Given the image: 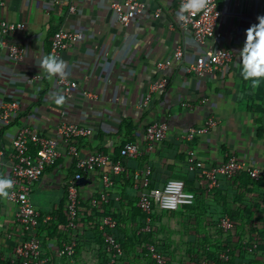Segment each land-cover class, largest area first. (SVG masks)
Segmentation results:
<instances>
[{
  "label": "crops",
  "instance_id": "1",
  "mask_svg": "<svg viewBox=\"0 0 264 264\" xmlns=\"http://www.w3.org/2000/svg\"><path fill=\"white\" fill-rule=\"evenodd\" d=\"M122 1L0 0V22L26 26L24 32L8 35L2 40L5 44L0 43V103L17 101L22 107L19 118L4 130L2 143L11 150L21 127L53 136L63 123H76L92 130L77 142L81 156L104 153L118 159L125 142L144 146L146 127L167 122L171 127L167 140L140 159L124 160L125 172L112 175L115 184L107 202H101V197L106 191L103 176L110 170L91 173L84 178L86 185L77 184L85 206L80 228L71 237L79 244L75 264H107L103 240L93 228L105 215L117 217L121 226L113 234L121 244H129L127 237L139 233L145 219L137 208V175L149 168L152 188L162 190L168 180L182 179L197 195L193 206L174 213L158 210L152 216L153 228L168 245L171 264H185L207 240L212 242L199 229L214 228V220L222 213L240 228H264V182L255 183L246 174L232 181L222 178L220 188L205 193L200 184H206L204 178L188 166L191 151L210 166L238 158L249 167H264V81L257 87L245 81L239 56L246 30L264 16V0H219L222 18L218 28L223 36L219 44L232 52L233 59L205 77L187 72L204 49L180 27L178 0H143L148 11L130 27L119 23L111 6ZM71 5L76 7L75 14L70 13ZM59 29L82 36L58 58L66 65L63 76L49 75L39 67L45 56L52 55V38ZM7 45L25 48L21 62L12 59ZM179 47L183 60L160 68ZM62 78L77 88L67 93L58 84ZM163 79L167 87L152 93L145 106L149 89ZM57 96L64 97L62 104L55 102ZM210 120L214 125L205 135L191 142L183 139L187 130L203 127ZM4 174L0 177L5 178ZM75 174L74 161L64 153L56 165L46 169L40 182L30 186L35 206L43 213H57L55 223L66 214V183ZM35 195L43 200H35ZM46 197H51L47 204ZM92 200L100 201L98 209L92 208ZM15 213L16 207L0 196V264L8 263L20 243ZM172 218L178 222H171ZM47 233L44 230L42 237ZM58 238L44 246L47 253L53 252ZM129 245L125 264H153L139 245L135 253Z\"/></svg>",
  "mask_w": 264,
  "mask_h": 264
},
{
  "label": "built area",
  "instance_id": "2",
  "mask_svg": "<svg viewBox=\"0 0 264 264\" xmlns=\"http://www.w3.org/2000/svg\"><path fill=\"white\" fill-rule=\"evenodd\" d=\"M179 7L185 0H178ZM207 7L196 14H185L186 19L179 20V25L185 31H189L200 47H203V54L198 57L187 72L196 74L198 77H205L208 74L220 71L228 65L232 59L231 51L221 46L222 33L218 28L222 18V11L219 9V0H206ZM112 9L117 20L123 27H130L133 22L143 14L147 13L148 5L143 0H124L114 2ZM70 13H76V7L70 6ZM24 24H16L6 21L0 22V43L2 40L17 32H24ZM82 36L79 33L59 29L52 38L51 53L56 58L72 45L77 44ZM9 54L17 62L24 58L25 48L18 45H7ZM184 57L182 48H178L173 57L159 64L160 68H170L175 62H181ZM58 84L70 93L77 88V84L65 78L58 81ZM167 87V80L163 79L154 83L148 92L145 106L151 99L154 92L162 91ZM22 107L17 101L0 103V174L5 173V178L11 179L12 188L8 189L5 199L16 207L15 221L20 228V243L15 247L13 256L7 264H75L78 250V241L71 235L78 231L82 216L81 194L78 182L85 176L99 170H110L103 176L104 189L101 202H107L109 190L115 184L113 176L125 172L124 160H137L147 153L153 152L156 147L167 140L171 127L167 122H155L145 129V144L141 146L136 142L127 141L120 151V157L115 159L110 154L96 153L88 156H81L77 142L92 134V130L84 125L76 123H63L53 136H47L35 132L30 127L18 129L12 140L11 150L7 151L3 146V132L11 126L21 115ZM214 125L210 120L203 127H192L183 134V139L193 141L196 137L205 135ZM64 153L75 163V176L66 183V219L67 237L56 239L55 248L52 253H47L43 246L40 229L57 221V213H43L34 204L31 198L30 186L38 183L43 178L46 169L58 163ZM188 166L190 171L199 172L206 182L209 192L220 187V178L236 179L242 174H248L254 182H264V167H249L244 161L238 158H229L220 165L210 166L199 160L191 151L188 153ZM5 169H7L5 171ZM152 170L147 168L139 172L135 188L137 190V208L145 216L147 226L141 231L151 232L153 230L152 216L154 208L174 213L186 206H193L196 202L195 193L187 189L182 179H170L162 190L153 189L151 186ZM92 208L98 209L100 201L92 200ZM98 232L103 240V252L106 255L107 264H118L124 257L125 250L117 240L113 232L117 230L118 221L110 215L101 217L96 222ZM218 229L223 237L227 239L236 229V223L230 216L221 218ZM240 241V239H238ZM237 242V241H236ZM249 254L257 252L258 247L264 244V236H255L252 246H246V241H241ZM234 244L220 252L221 264L230 260V249ZM153 260L157 264H167L164 252L155 246H149ZM200 264H217L203 261Z\"/></svg>",
  "mask_w": 264,
  "mask_h": 264
},
{
  "label": "trees",
  "instance_id": "3",
  "mask_svg": "<svg viewBox=\"0 0 264 264\" xmlns=\"http://www.w3.org/2000/svg\"><path fill=\"white\" fill-rule=\"evenodd\" d=\"M51 48H52V44H51ZM242 175H245V174H242ZM242 175H240L239 177H241ZM246 175L248 176V174H246ZM222 178H225L226 180H229V181L238 179V178L228 179L227 177H222ZM222 178H220V186H221V179ZM255 183H257V182H255ZM200 184H201L202 191H204V192L207 191V187L204 186L206 184H203L202 181H200ZM196 200H197V195H196ZM88 203L90 204V202H88ZM83 206H85V205H83ZM83 206L81 203V207H83ZM155 210H156V208H154V211ZM79 213H80V216H83L82 208H81V211ZM224 216H229V215L226 213H222L221 215H219V218L217 220H214V223H213L214 228H218V224H219L221 218H223ZM90 219L93 221V217H90ZM114 219H117V217H114ZM153 219H154V216H153ZM231 219L234 221L233 218H231ZM118 226L119 227L121 226L119 220H118ZM145 226H146V222L144 219V224H142L141 227L144 229ZM93 229H94V231H98V227H94ZM44 230H47L48 233L46 236L41 237L43 240V246H46L48 241L50 239H52L53 237H56V236L57 237L58 236L64 237L63 235L66 236V231H67L66 214L59 216L58 223H51L47 226H43L40 229V235L41 236H42V233L44 232ZM58 233H60V234L58 235ZM220 233L223 237V234L221 231H220ZM136 234L135 233L133 234L134 237H127L129 244H131V247H133L134 253L136 251H138L136 249V246L139 245L142 253L148 255L150 257V259L152 260L153 264H157L153 260L152 254L149 251V246L153 245L156 248H158V249L160 248L163 250L165 258L167 260V264L172 263L170 251L168 249V245L165 242V240H163L159 237L156 227H154L151 232L139 231V233L136 232ZM259 235L264 236V228L263 229L256 228V229H250L249 230L247 228H240V227L236 226L235 231H233V233L230 235V237H228L227 239H225L223 237L224 240L222 242H214V243L211 242L210 243L209 240H207L206 242H208V243H205V245L203 244V247L197 249L198 252L196 251L197 252L196 257L194 259H192L191 261L185 263V264H200L203 261L221 264L223 262L220 261L219 254H220V252L224 251L228 247V245H230V244H234L233 248L230 249V260L228 263H224V264H264V257H262L263 253H264V244L260 245L258 247L257 252L254 254L247 253V251L245 250V245L241 244V241H246V246H252V243L254 242L255 236H259ZM132 239H133V242H132ZM238 239H240V241H238ZM129 244H124V243L122 244V246L125 250V255L118 262V264H125L126 258L129 256V254L127 253V250H128L127 248H128V246L130 247ZM102 246H103V244H102ZM46 251H48V250H46ZM193 253H195V252H193Z\"/></svg>",
  "mask_w": 264,
  "mask_h": 264
},
{
  "label": "clouds",
  "instance_id": "4",
  "mask_svg": "<svg viewBox=\"0 0 264 264\" xmlns=\"http://www.w3.org/2000/svg\"><path fill=\"white\" fill-rule=\"evenodd\" d=\"M207 7L206 0H185L181 5L177 18L181 21L186 19L185 14H196ZM258 23L246 30V41L239 53L242 66L241 76L245 81H250L253 87H257L264 81V16H259ZM40 69L49 75L63 76L66 65L64 61L55 56H45L39 65ZM63 96L55 97L57 104H62ZM11 179L0 177V196H7L11 189Z\"/></svg>",
  "mask_w": 264,
  "mask_h": 264
},
{
  "label": "rangeland",
  "instance_id": "5",
  "mask_svg": "<svg viewBox=\"0 0 264 264\" xmlns=\"http://www.w3.org/2000/svg\"><path fill=\"white\" fill-rule=\"evenodd\" d=\"M46 198H48V199H45L46 201V204L51 200V197L49 198V197H46ZM34 199L35 200H38V201H42L43 199H42V197L41 196H39V195H35L34 196ZM158 210H161V209H159L158 207L156 208V210L155 211H158ZM171 220V222H178L177 221V219L176 218H172V219H170ZM177 229H180V228H177ZM184 230H186L185 228H184ZM193 230H195V231H198V229H196V228H192L191 229V231H193ZM177 231V230H176ZM176 231H174L173 229H172V232H176ZM199 231H201V235H203V234H207V237H209V239H210V241H212V242H222L223 240H224V238L222 237V235H221V233H220V231L218 230V228H211V229H207V228H205V229H199ZM166 235H169V233L167 232V230L164 232ZM173 236V235H172ZM206 237V238H207Z\"/></svg>",
  "mask_w": 264,
  "mask_h": 264
},
{
  "label": "water",
  "instance_id": "6",
  "mask_svg": "<svg viewBox=\"0 0 264 264\" xmlns=\"http://www.w3.org/2000/svg\"><path fill=\"white\" fill-rule=\"evenodd\" d=\"M86 184H87V180H85V179H83V180H81V181L78 182V185L79 186H84Z\"/></svg>",
  "mask_w": 264,
  "mask_h": 264
}]
</instances>
